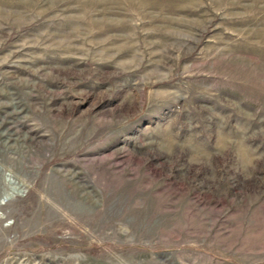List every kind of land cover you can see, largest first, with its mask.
<instances>
[{
	"label": "rangeland",
	"instance_id": "1",
	"mask_svg": "<svg viewBox=\"0 0 264 264\" xmlns=\"http://www.w3.org/2000/svg\"><path fill=\"white\" fill-rule=\"evenodd\" d=\"M0 164V264H264V0H0Z\"/></svg>",
	"mask_w": 264,
	"mask_h": 264
},
{
	"label": "bare ground",
	"instance_id": "2",
	"mask_svg": "<svg viewBox=\"0 0 264 264\" xmlns=\"http://www.w3.org/2000/svg\"><path fill=\"white\" fill-rule=\"evenodd\" d=\"M2 168V165L0 164V169ZM13 194H14V192L13 193H11V195L10 194H8L6 197H4V200H10L12 197H13ZM11 196V197H10Z\"/></svg>",
	"mask_w": 264,
	"mask_h": 264
}]
</instances>
